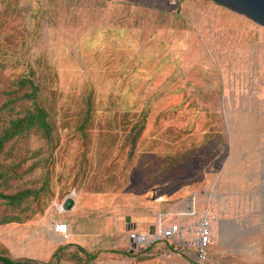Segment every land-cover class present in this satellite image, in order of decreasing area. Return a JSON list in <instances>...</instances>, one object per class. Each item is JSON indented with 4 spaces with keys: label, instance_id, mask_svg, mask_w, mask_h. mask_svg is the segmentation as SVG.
Returning <instances> with one entry per match:
<instances>
[{
    "label": "rangeland",
    "instance_id": "374dc122",
    "mask_svg": "<svg viewBox=\"0 0 264 264\" xmlns=\"http://www.w3.org/2000/svg\"><path fill=\"white\" fill-rule=\"evenodd\" d=\"M0 63V84L33 73L52 127L31 142L35 158L18 152V189L47 176L51 189L28 220L0 225L11 259L44 264L31 259L30 226L72 187L138 193L206 170L264 175V27L215 2L0 0Z\"/></svg>",
    "mask_w": 264,
    "mask_h": 264
},
{
    "label": "crops",
    "instance_id": "0c3cea01",
    "mask_svg": "<svg viewBox=\"0 0 264 264\" xmlns=\"http://www.w3.org/2000/svg\"><path fill=\"white\" fill-rule=\"evenodd\" d=\"M188 177L182 185L163 182L138 193L130 189L97 192L85 184L72 187L59 203L54 202L55 209L30 226L31 259L44 264H79L52 258L58 246L69 244L97 253L94 259L85 258L86 264H197L193 248H179L164 240L151 250L143 249L144 253L126 233L129 229L148 232L161 222H177L189 238L195 222L209 212L215 218L205 264H264V175L221 169L217 174L206 170ZM67 196L74 201L70 210L60 205ZM190 211L194 215H187ZM58 221L69 226L66 239L53 230ZM37 227H41L39 233Z\"/></svg>",
    "mask_w": 264,
    "mask_h": 264
},
{
    "label": "trees",
    "instance_id": "16d2710c",
    "mask_svg": "<svg viewBox=\"0 0 264 264\" xmlns=\"http://www.w3.org/2000/svg\"><path fill=\"white\" fill-rule=\"evenodd\" d=\"M1 67L0 63V69ZM32 74L22 76L11 83L3 80L0 84V225L23 223L28 220L31 215L35 214L30 208V202L37 201L40 194L48 193L51 189L49 176L37 188L23 186L18 189V183L14 182L20 177L18 170L26 159L18 161V152L22 151L25 155L28 153L29 157L35 158L37 153L32 152L29 148L31 142L35 137L49 139L52 132L49 115L38 101L40 88ZM143 118L144 116L135 122L128 135L131 146L130 154L136 149L137 142L144 130ZM36 165V163L31 164L29 167L32 169ZM153 245L146 249L151 250ZM70 248L74 247L69 244L58 246L52 258L86 264L85 258L91 260L97 255V253L87 252L80 247L69 250ZM137 255L139 258L144 257L140 254ZM29 263V259H11L0 252V264Z\"/></svg>",
    "mask_w": 264,
    "mask_h": 264
},
{
    "label": "built area",
    "instance_id": "2783aa9c",
    "mask_svg": "<svg viewBox=\"0 0 264 264\" xmlns=\"http://www.w3.org/2000/svg\"><path fill=\"white\" fill-rule=\"evenodd\" d=\"M187 215H194L193 211ZM215 216L209 212L203 215L195 222L191 230V237L187 238L186 229L180 223L173 222L168 225L157 224L155 228L148 232H137L129 229L126 233L127 238L131 240L139 249H146L153 244L164 240L176 243L179 248H193L197 264H205L209 246L212 243V221ZM55 233L60 234L64 239L69 233V226L64 221H58L53 224Z\"/></svg>",
    "mask_w": 264,
    "mask_h": 264
},
{
    "label": "water",
    "instance_id": "95a60500",
    "mask_svg": "<svg viewBox=\"0 0 264 264\" xmlns=\"http://www.w3.org/2000/svg\"><path fill=\"white\" fill-rule=\"evenodd\" d=\"M224 6L264 27V0H209ZM63 209L70 210L74 201L67 196L60 204Z\"/></svg>",
    "mask_w": 264,
    "mask_h": 264
}]
</instances>
